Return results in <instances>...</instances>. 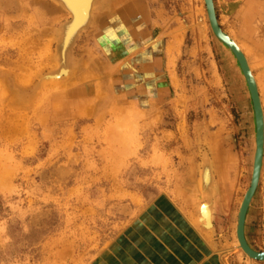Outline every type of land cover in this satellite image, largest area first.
Returning <instances> with one entry per match:
<instances>
[{"label": "rangeland", "instance_id": "obj_1", "mask_svg": "<svg viewBox=\"0 0 264 264\" xmlns=\"http://www.w3.org/2000/svg\"><path fill=\"white\" fill-rule=\"evenodd\" d=\"M40 1L53 8L0 0V264H264L236 246L234 229L252 177V102L204 0H111L78 40L72 77L42 88L34 71L51 67L66 12L36 15ZM214 5L264 99V0ZM206 154L218 188L210 231L191 190ZM176 211L189 231L174 225L179 247L155 249L152 219ZM245 234L264 251V169Z\"/></svg>", "mask_w": 264, "mask_h": 264}, {"label": "bare ground", "instance_id": "obj_2", "mask_svg": "<svg viewBox=\"0 0 264 264\" xmlns=\"http://www.w3.org/2000/svg\"><path fill=\"white\" fill-rule=\"evenodd\" d=\"M111 0H49V2H51L53 4V8L50 7L47 3V5L40 1V5L43 6V8L45 9L44 12H39L38 10L35 11L36 15H44V13L46 14H50L51 12H53L55 9H57L58 11H65L66 13H63L64 17L61 21L60 24L58 25V27L56 28V32L53 35V43H52V50H51V54L48 56V61L51 63V67H49L47 70L42 71L40 73H38L37 71H34V74H38L36 76L39 77V85L42 87H47L49 85H55L57 83L63 82L65 80H69L72 75L73 72L76 70L77 66L76 64L72 61L73 59V53H74V49L76 47V44L78 42V40L80 39V37L82 36V34L84 33L85 29H90L94 27V24L97 22V17L100 15V13L106 8V6L108 5V3ZM205 2V1H204ZM25 9V10H24ZM24 11H28V7L27 5L24 6ZM101 17V16H100ZM208 18V15H207ZM209 20V18H208ZM210 23V22H209ZM220 25V24H219ZM211 26V25H210ZM202 29V28H201ZM212 29V28H211ZM87 30V31H88ZM223 30V29H222ZM213 31V29H212ZM224 33H226L230 39L237 45V47L239 48V50L241 51L242 55L244 56V59L246 60V63L248 65V68L252 74V77L254 79V86L251 82H249L246 78V75L244 74L241 64L236 56V54L234 53V51L227 45L225 44L222 40H220L216 34L214 33V35L218 38L219 41H221V43L225 46V48H227L228 52L230 53L229 55L232 56L233 59H235V63L238 66L240 72H241V76L243 77L246 86H247V91L249 94V98L251 99L252 102V108H253V114H254V121H255V151H254V158H253V167H252V175L254 172V163H255V154H256V150H257V134H258V129H257V125H256V115H255V108H254V101H253V97H254V87H255V91L258 94V98L256 97L255 99H257V103H259V107L262 110L263 113V135H264V99L262 98V93L260 90L259 86V79H257V75L255 76V74L253 73V68L251 66V62H249L248 56L246 55L247 51L244 52V50L242 49L243 47L240 46L238 44V42L232 37L231 34H228L227 32H225L223 30ZM179 36V35H178ZM177 37V35L175 36ZM27 39L25 41V44H27V42H31L32 44H36L35 42V37L33 34H29L26 36ZM178 40V39H177ZM27 77H32L31 75H27ZM37 77V78H38ZM259 82V83H258ZM251 83V85H250ZM25 85L22 84V82L19 84V90L21 92V89H24ZM105 86V85H104ZM15 90L14 87H11L6 81H4V83L1 84V93L3 96V100H7L8 102L14 103L12 100L15 99V97L10 98L11 92ZM253 94V96H252ZM7 102V103H8ZM118 125H121L120 123H117ZM128 132L130 133L131 137V131L128 130ZM122 137V136H121ZM114 140H118L119 139V135L115 134L113 136ZM121 139V138H120ZM207 155V154H206ZM202 160L203 162H201L200 164V179H199V184H197V186H193L191 188L192 191H194L193 193L195 194V199L193 198L192 201H195V203H197L199 201V206H197V210L199 212V214L197 213V222L200 224V226L203 228V230L205 231H210L211 229H213L214 226V211L216 209V196H217V192H218V188H217V180H216V175H215V169H214V165H213V160L212 158L207 155L206 157ZM237 162V161H235ZM236 166H235V170H236ZM263 169H264V140H263V154H262V160H261V166H260V172H259V177H258V185L261 179V175L263 173ZM252 178V177H251ZM191 184V183H190ZM199 185V186H198ZM258 185L254 191V194L252 196V199L249 202L248 205V209L245 213V217H244V237L245 240L247 242V244L249 245V247L255 251V252H264V251H257L254 248H252L250 246V244L247 241L246 238V234H245V228H246V222H247V215H248V211L250 209V206L253 202L255 193L257 191ZM202 186V188H201ZM251 186V181L249 186L247 187V189L245 190V193L242 197V199L239 202V207L238 211L236 212V221H235V234L237 237V245L239 246V248L250 258V260H255V261H264V259H257L256 257H252L248 252H246L243 248L242 245L239 241L238 238V225H239V215H240V211L242 209V206L244 205V200H245V195L248 192V189ZM193 197V196H192ZM199 207V208H198Z\"/></svg>", "mask_w": 264, "mask_h": 264}, {"label": "water", "instance_id": "obj_3", "mask_svg": "<svg viewBox=\"0 0 264 264\" xmlns=\"http://www.w3.org/2000/svg\"><path fill=\"white\" fill-rule=\"evenodd\" d=\"M205 1V7L207 11V15L209 18V22L211 25V28L213 29L214 33L216 36L222 40L225 44H227L236 54L242 70L244 74L246 75V78L249 82H251L254 86V79L252 77V74L248 68V65L246 63V60L244 59V56L242 55L241 51L237 47V45L230 39V37L223 32L222 27L219 25L218 18H217V13L214 5V0H204ZM250 83V85H251ZM254 108H255V115H256V125L258 129V134H257V150L255 154V163H254V172L251 178V186L248 189V192L245 195V202L244 205L242 206V209L240 211L239 215V225H238V238L239 241L242 245V248L248 252L252 257H256L257 259H264V252H255L253 251L249 245L247 244L245 237H244V217L245 213L248 209V205L250 200L252 199V196L254 194V191L258 185V177H259V172H260V166H261V160H262V154H263V140H264V135H263V113L261 108L259 107V103H257L258 94L255 91L254 87ZM253 96V94H252ZM256 96V97H255Z\"/></svg>", "mask_w": 264, "mask_h": 264}, {"label": "crops", "instance_id": "obj_4", "mask_svg": "<svg viewBox=\"0 0 264 264\" xmlns=\"http://www.w3.org/2000/svg\"><path fill=\"white\" fill-rule=\"evenodd\" d=\"M167 204V203H166ZM168 205V204H167ZM174 207L172 204L167 206V209H172L174 210ZM179 209V208H178ZM180 210V209H179ZM169 211V210H168ZM167 211V212H168ZM181 211V210H180ZM250 211V209H249ZM167 214V213H166ZM157 215L156 213H153V216ZM176 215L177 217H175L174 219L171 218V214L168 213L167 216H165L167 218L168 221L165 222V220L163 221L162 220H156L157 218L154 217L155 220L152 219V230H153V235L155 238H153L152 240V246L156 249V247H158L159 245V242L160 240H164V243L172 248H177L179 246H177L179 243L178 239H179V235L180 233L176 231H174L175 227L174 225H177L178 227L181 228V230H185L186 232H188L189 228H188V224L187 222H185L184 220V217L176 211ZM186 217V216H185ZM187 218V217H186ZM160 222V224H159ZM173 225V229L171 228ZM187 235H190L187 234ZM151 238H152V235H151ZM192 240L195 242V245L197 244L196 242V236L192 238ZM156 241V242H155ZM191 257V256H190ZM188 257V259L190 258ZM195 258H198V257H195ZM187 259V260H188ZM210 259V258H209ZM186 260V261H187ZM208 258L205 259V261H207ZM187 263V262H186Z\"/></svg>", "mask_w": 264, "mask_h": 264}]
</instances>
